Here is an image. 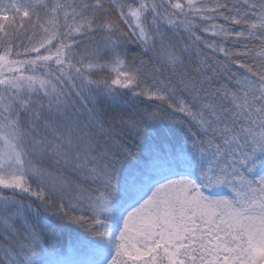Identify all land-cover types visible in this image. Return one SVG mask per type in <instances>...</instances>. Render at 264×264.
Returning a JSON list of instances; mask_svg holds the SVG:
<instances>
[{
    "label": "snow or ice",
    "instance_id": "1",
    "mask_svg": "<svg viewBox=\"0 0 264 264\" xmlns=\"http://www.w3.org/2000/svg\"><path fill=\"white\" fill-rule=\"evenodd\" d=\"M0 264H264V0H0Z\"/></svg>",
    "mask_w": 264,
    "mask_h": 264
}]
</instances>
